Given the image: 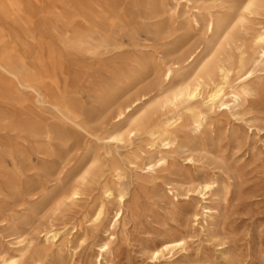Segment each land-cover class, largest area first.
Listing matches in <instances>:
<instances>
[{
  "label": "bare ground",
  "instance_id": "bare-ground-1",
  "mask_svg": "<svg viewBox=\"0 0 264 264\" xmlns=\"http://www.w3.org/2000/svg\"><path fill=\"white\" fill-rule=\"evenodd\" d=\"M196 1L175 0L169 8L148 2L144 14L151 19L168 11L174 19L182 17L193 29L203 25L210 41L216 40L212 51L200 55L195 46L176 59L162 57L159 61L137 56L130 59L132 66L113 68L110 81L95 85L94 95H88L92 100L86 104L81 93L88 70L92 64H104L102 54L120 47L114 35L115 21L121 19L112 15L113 2L0 0V128L23 132L33 145L30 155L55 156L59 161L58 179L69 162L66 147L73 134H86L100 143L104 159L99 157L101 154L89 153V144L84 147L76 166L80 169L76 183L65 200L75 205L85 186L100 184L103 199L91 210V221L100 222L107 203L116 202L115 219L108 232L123 215L128 171L153 175L169 164L181 136L196 141L206 127L222 122L225 113L239 115L243 103L261 91L264 21L256 20L264 19V0H240L221 11L204 13L194 6ZM180 5L184 10L179 11ZM155 32L169 37L175 29L162 30L156 23ZM197 58L198 63L192 68ZM155 64L161 81L139 89L118 105L104 135L93 132L89 123L98 121L104 109L154 70ZM143 106V111L136 114V109ZM140 135L146 137L145 146H133ZM111 144L129 150L114 156L108 149ZM215 185V181L203 178L193 189L203 203L199 224L203 233L216 213L212 200ZM171 191L177 198L176 188L171 187ZM69 234L65 227L58 229L51 224L41 232V237L44 245L54 247L63 243L70 250ZM113 238L114 234L109 232L97 246V264H102L110 252ZM186 244L183 237L169 238L151 248L150 258L154 264H175L176 253L185 251ZM16 260L10 254L5 263L15 264Z\"/></svg>",
  "mask_w": 264,
  "mask_h": 264
},
{
  "label": "rangeland",
  "instance_id": "rangeland-1",
  "mask_svg": "<svg viewBox=\"0 0 264 264\" xmlns=\"http://www.w3.org/2000/svg\"><path fill=\"white\" fill-rule=\"evenodd\" d=\"M108 1L115 6L113 17L121 19L115 21L114 35L120 47L102 54L104 64H92L88 70L81 93L86 104L92 100L88 95H94L95 85L110 81L113 68L132 66L130 59L146 55L155 61L162 57L173 60L195 46L201 51L200 55L214 48L216 40L210 41V34L203 25L193 29L182 17L174 19L168 11L146 18V3L166 4L169 8L175 0ZM239 1L197 0L194 6L204 13L221 11ZM178 9L184 10L181 5ZM256 21L264 19L260 17ZM156 23L162 30L175 29V32L169 37L159 35L155 32ZM198 60L193 62L192 68ZM183 67H187L186 64ZM157 68L155 64L154 70L125 89L104 109L98 121L90 122L92 131L104 135L118 105L139 89L159 83ZM262 83L261 91L243 103L239 115L225 113L222 122L206 127L194 142L181 136L166 167L159 168L153 175L128 171L123 215L109 231L114 238L102 264H154L150 258L151 248L169 238L180 237L186 239V250L176 253L175 264H264V81ZM145 107L136 109L135 113H141ZM91 139L86 134H73L67 140L69 162L58 179L59 161L55 156L30 155L33 145L23 132L0 128V264H6L5 259L10 254L16 256L15 264H97V246L109 233L107 229L115 219L118 204L107 203L104 217L93 223L91 210L103 199L100 184L85 186L82 198L75 205L65 200L76 183L80 170L76 166L84 147L89 144V153L101 154L99 157L104 159L102 146ZM146 142V137L140 135L133 146H145ZM54 145L58 147L57 142ZM108 149L114 156H122L129 150L114 144ZM203 178L216 183L212 196L216 213L204 233L199 228L203 203L193 191ZM171 187L176 188L177 198ZM51 224L71 232L68 235L70 250L63 243L54 247L44 245L41 232ZM160 264L173 263L162 261Z\"/></svg>",
  "mask_w": 264,
  "mask_h": 264
}]
</instances>
